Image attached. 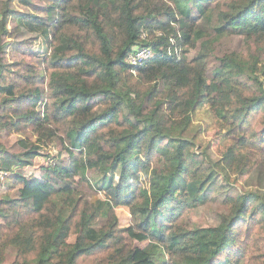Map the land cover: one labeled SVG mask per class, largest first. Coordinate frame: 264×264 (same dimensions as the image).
Listing matches in <instances>:
<instances>
[{
    "label": "trees",
    "instance_id": "obj_1",
    "mask_svg": "<svg viewBox=\"0 0 264 264\" xmlns=\"http://www.w3.org/2000/svg\"><path fill=\"white\" fill-rule=\"evenodd\" d=\"M24 1L37 12L0 0V175L55 140L63 159L0 196V264H264V170L242 188L217 165L264 168V0ZM30 33L46 40L40 69L6 58L7 39ZM132 46L154 54L133 66ZM201 106L234 140L221 157L190 134ZM213 201L218 222L190 233V212Z\"/></svg>",
    "mask_w": 264,
    "mask_h": 264
},
{
    "label": "rangeland",
    "instance_id": "obj_2",
    "mask_svg": "<svg viewBox=\"0 0 264 264\" xmlns=\"http://www.w3.org/2000/svg\"><path fill=\"white\" fill-rule=\"evenodd\" d=\"M36 4L37 0H33ZM11 3L19 12L30 11V13H36V6L31 4L30 2L24 0H11ZM210 21L209 25L213 24V21L217 15V8L214 5L210 6ZM16 24L15 18L12 16L8 22V27L11 28ZM34 33L23 34V38L16 41L13 38H8L9 43L5 48L6 58L10 62H14L20 58H23L26 63L30 64L34 68H42V58L47 53L46 52V40L42 37V39L37 38ZM41 40V41H39ZM229 45L232 49L236 51H240L243 54H247L249 52L247 39L238 34H233L229 39ZM251 44V42L249 43ZM196 49V48H195ZM194 49H190L188 51V55L192 56L194 53ZM154 53V52H153ZM39 106L38 109H40ZM192 124H191V132L190 134H195L197 137V144H202L203 147L209 148L211 151L212 157H221L227 147L232 145L234 140L232 138L226 139L223 131L216 127V125L212 121V117L210 115V110L207 106L197 107L194 111H192ZM21 135L17 132L10 131L4 129L1 132V140L5 146H12L15 144L16 140ZM225 141V142H224ZM60 148V141L55 140L53 144L50 145L49 151L51 154L46 155V148H43V154H39L33 158L31 165H26L24 167H20L16 164H13L12 170L9 172H3L0 175V196L4 195L6 192H9L10 196L18 195V187L19 183L16 180V173L24 174L26 177L30 178H39L43 175V172L46 168L47 162L49 159L52 161L50 164H60V160L63 158L56 157L54 154L57 153ZM196 150V149H195ZM24 149L20 147H16V152L22 156ZM133 148H130L128 152H126V157L131 156V152ZM66 156V155H65ZM256 158V157H255ZM259 158L255 159L252 166L245 172L240 174H234L228 171V169L222 164L221 161L217 163L218 167L225 171L234 183H236L239 187L249 188L252 186H259L260 182H263V179L259 175V172L264 170L263 167L257 164ZM142 175V174H141ZM141 178H144L142 175ZM11 185V186H10ZM85 191L87 198L90 201H95L96 199L103 197L96 190H93L89 187L81 186ZM224 206H222L219 201L208 202V204L200 205L196 209L190 212V233L194 228L201 225H212L218 222V213L224 211ZM116 213L119 219V225L125 226L129 223V212H127L123 208H117ZM2 221L0 220V237L2 235ZM74 237H71L73 241ZM146 242L142 244L145 245ZM167 256V254H166ZM245 257V261H247ZM34 264V263H31Z\"/></svg>",
    "mask_w": 264,
    "mask_h": 264
},
{
    "label": "built area",
    "instance_id": "obj_3",
    "mask_svg": "<svg viewBox=\"0 0 264 264\" xmlns=\"http://www.w3.org/2000/svg\"><path fill=\"white\" fill-rule=\"evenodd\" d=\"M147 30L141 28L140 36L147 38ZM153 49L149 46H132L131 50L127 53L125 60L133 66L143 64L146 60L153 56ZM47 162H52L50 159Z\"/></svg>",
    "mask_w": 264,
    "mask_h": 264
},
{
    "label": "clouds",
    "instance_id": "obj_4",
    "mask_svg": "<svg viewBox=\"0 0 264 264\" xmlns=\"http://www.w3.org/2000/svg\"><path fill=\"white\" fill-rule=\"evenodd\" d=\"M28 178H30V177H28Z\"/></svg>",
    "mask_w": 264,
    "mask_h": 264
}]
</instances>
